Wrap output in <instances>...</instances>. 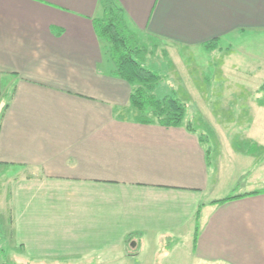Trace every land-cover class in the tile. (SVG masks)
<instances>
[{"label": "crops", "instance_id": "crops-1", "mask_svg": "<svg viewBox=\"0 0 264 264\" xmlns=\"http://www.w3.org/2000/svg\"><path fill=\"white\" fill-rule=\"evenodd\" d=\"M116 2L169 58L204 48L237 69V42L264 32V0ZM102 15L100 0H0V264H188V253L192 264H264L253 120L245 139L258 147L214 157L184 126L119 117L132 87L95 31ZM211 41L228 51L210 52ZM163 236L158 261L152 242Z\"/></svg>", "mask_w": 264, "mask_h": 264}, {"label": "rangeland", "instance_id": "rangeland-1", "mask_svg": "<svg viewBox=\"0 0 264 264\" xmlns=\"http://www.w3.org/2000/svg\"><path fill=\"white\" fill-rule=\"evenodd\" d=\"M140 37L146 45L145 60L147 65L160 70L164 77L163 84L158 88L159 95L163 96L167 91H171V88L177 91L182 88L189 95L186 117L192 121L195 127L202 130L199 132L206 136L208 142H205V145L206 147L210 145L214 157L218 148L223 147L222 149L225 150L226 145L234 146L237 151L252 148V145L248 143L249 140L245 139L247 137L245 129L249 128V123H251L248 118L253 120L252 126L248 130L249 135L253 132L261 133L263 137L258 138L260 141H264V106H258V100L260 98L264 100V88L259 89L260 85L264 86V32L254 34L244 42H237V45H242V47L240 51L236 50L232 58L233 61H231L237 69H234L232 65L225 67V58L219 54L212 57L204 48L197 49V52L202 51V54H205L203 57H197L187 49V56L184 54L175 55L171 57L172 61L169 58L167 45L160 39L149 35H140ZM218 48L228 51V47L223 48L217 42L215 47L210 48V52ZM173 54L176 52L174 51ZM208 65H214L212 67L214 71L208 68ZM207 124L215 132H209ZM219 151L222 154V150ZM229 151L232 156L238 155L232 150ZM227 155L230 154L227 153ZM236 180L238 181V178ZM8 187L9 185L3 184V179L0 178V188L4 190H0L2 203L5 200ZM166 240V237L163 236L152 242L153 250L159 246V249L155 251V258L158 261L165 254ZM188 256V264H192L193 258L190 253ZM7 257V264H24L16 255ZM40 264L52 263L43 262Z\"/></svg>", "mask_w": 264, "mask_h": 264}, {"label": "trees", "instance_id": "trees-1", "mask_svg": "<svg viewBox=\"0 0 264 264\" xmlns=\"http://www.w3.org/2000/svg\"><path fill=\"white\" fill-rule=\"evenodd\" d=\"M100 2L103 15L94 20L95 31L107 43L109 58L114 65L113 74L128 81L132 87L129 106L119 110V117L132 118L144 124L157 123L165 127L184 126L190 132H198L204 143L208 142L206 136L199 132L202 130L186 117L189 95L182 88L180 91L171 88L163 96L159 95L158 88L163 84V74L154 66L147 65L146 45L141 40V34L129 27L124 9L116 0ZM216 45L217 41L205 43L208 50ZM258 104L264 106L263 98L258 100ZM206 127L209 132H215L208 124ZM248 143L258 147L257 143ZM211 151L210 145L207 146V152ZM234 197L237 196L213 202H224ZM196 217L198 221L199 214Z\"/></svg>", "mask_w": 264, "mask_h": 264}, {"label": "water", "instance_id": "water-1", "mask_svg": "<svg viewBox=\"0 0 264 264\" xmlns=\"http://www.w3.org/2000/svg\"><path fill=\"white\" fill-rule=\"evenodd\" d=\"M133 245H135V244L133 243Z\"/></svg>", "mask_w": 264, "mask_h": 264}]
</instances>
